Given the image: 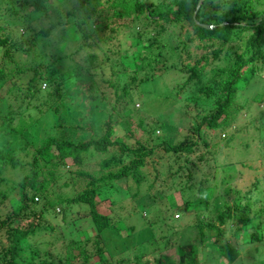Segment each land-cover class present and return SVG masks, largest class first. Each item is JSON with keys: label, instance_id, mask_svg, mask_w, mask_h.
<instances>
[{"label": "trees", "instance_id": "trees-1", "mask_svg": "<svg viewBox=\"0 0 264 264\" xmlns=\"http://www.w3.org/2000/svg\"><path fill=\"white\" fill-rule=\"evenodd\" d=\"M220 1L222 0L199 2L198 0H72L71 6L64 10L63 15L57 9L51 8L54 19H51L47 26L38 27L33 38L37 33L47 35L60 23V17H63L62 20L65 18V21L71 20L77 26L80 25L84 22L85 16H77V11L81 10L83 3L92 2L88 13L105 19L120 17L122 11L115 7H122L123 13L130 16V21L128 20V26L124 22L121 25L127 29L128 39L134 38V42L139 43L142 49L136 53V56H131L130 60L122 63V59L118 57L121 49L115 35L112 34V31L115 34L117 29L109 26L108 33L101 38L104 60L108 62L114 59L115 62H121L122 72L117 74L110 69V73L118 76L125 71L128 77L120 87L116 80L106 81L119 108L116 110L113 104L107 103L110 109L100 119L96 134L87 125L73 123L66 125L77 130V134H71L70 138L61 134L43 137L35 146L31 158L25 162L26 173L15 182L8 184L6 191L0 189V202L6 199L11 202L9 210L0 215V228L5 227L6 239L4 246H0V264H33L38 256V243L36 244L35 239H31L29 243H25V240L40 231L51 229L49 223L42 218L45 210L54 207L46 192L49 177H38L42 164L44 162L58 164L69 159L71 165H79L84 156L93 154L96 157L101 156L97 159L98 169L91 172L82 169L75 171L87 179L84 187L78 193L57 201L60 203L63 200L66 205L71 203L87 205V214L95 231L90 242L93 252L89 253L81 244L83 241L87 243L88 238L80 242H72V246L77 249V255L80 254L79 264L89 263L94 257L99 263L104 262L103 252L106 250L101 246L100 238L105 231L115 228L113 222L118 219L112 209L117 205L106 196L105 192L111 190L121 193L124 188L119 187L118 182L127 177L132 179L134 187L137 188L140 183L138 173L143 166H146V159L156 147L146 146L137 140L128 143L118 135L113 136V126L121 121V110L128 109L131 104L130 91L134 86L152 80L155 76L153 70L157 68L174 70L177 78L182 77V81L176 82L175 90L176 88L181 90L189 83L193 88L195 86L192 100L204 103L209 109L194 127L197 136L201 127L207 129L219 127L222 130L228 126L234 117L232 111L237 110V107L241 109V104H236L233 98L239 79L245 80L243 83H248L249 76L253 78L255 75L258 76V71L264 70V0H229V2L225 0L228 8L226 4L225 9H220L216 13H212L209 8L206 9V7H212V10L218 9ZM21 5L29 6L31 12L36 15H46L47 11L51 10L46 0H18L17 6ZM6 10L8 14L13 15L17 23L24 25L25 13H19L17 8L12 7ZM25 27L29 29L28 25ZM109 41H112L111 44L108 43ZM81 46L79 44L77 49ZM29 49L28 37L0 33V134L2 136L13 134L23 136L22 130L25 128H29L30 131L32 128L33 137L36 136L37 131L34 126L37 124V119L36 122L32 119L34 121L32 123L28 121V115L27 121L23 117L24 109L30 105L33 98L38 97V106H43L42 109L38 107L39 113L55 112L61 105L68 107L77 103H81L83 109L85 105L81 102L82 97L90 101L95 98L96 90L92 80L79 83L81 90L77 96L74 91L71 92L72 86L64 88L63 91L61 80L63 73H57L56 68H50L49 74H46L42 71L40 62L31 63V59H25ZM94 55L88 52L84 58L91 60ZM163 58L164 61L170 59V62L164 64ZM218 60L225 61V64L212 68L208 76H204L203 71L207 64ZM127 66L129 68H126ZM202 76L205 80L201 79ZM41 82L45 84L44 88L40 87ZM103 94L102 91L99 99L104 98ZM260 98H264V93H258V99ZM261 101L263 100H260L259 104ZM17 118H21L20 123L13 125ZM263 120L264 114L260 115V121ZM260 128L264 127L260 126ZM81 130H86L89 134L81 137L78 134ZM27 142L29 141L25 140L23 146H20V151H23ZM50 145L55 150L51 156L48 155ZM194 145L196 141H192L187 135L177 144L161 140L156 152L161 151L160 154L173 152L175 158H178L182 152H191ZM160 154L158 158L161 157ZM185 161L187 160L185 159L184 163ZM149 163L153 168L151 178L155 179L158 176L154 167L156 164L152 161ZM6 165L15 167L17 161L15 156L9 153L5 143L0 150V172ZM175 173L174 169L168 171L163 180H169L172 186L170 189L174 187L182 190L183 185L180 184V180L173 181ZM185 176L191 180L189 172H186ZM0 179H3L2 176ZM218 181L223 182L224 177L220 180L214 179L213 185ZM256 182L257 179L247 190L240 189V195H238L239 188L233 190L231 202L226 201V195L219 196L220 205L215 202L208 207L214 197L202 201L204 205L202 209L212 214L211 217H214L217 223L210 217L197 223V237L193 240H197L200 246L207 245L208 242L213 244L216 247L217 260L221 257L226 264L232 263L238 257L241 245L264 243V202L255 196ZM147 188L149 189V186ZM228 191L229 187H226L224 194H228ZM9 192L11 196L8 197ZM135 194L136 190L131 196L134 197ZM41 197L44 201L41 202V208H37V199L40 200ZM63 203L61 202L60 206ZM62 213L63 210L61 215ZM61 218L63 219L64 216ZM211 231L213 233H210ZM193 244L194 242L190 241L178 246L175 262H169L165 255L158 254L151 264H203L200 250ZM134 249L138 251L136 245L132 244L129 251ZM42 252L46 256L37 263L54 264L53 260L45 259L49 254L45 250ZM135 253L132 264H138L141 259V256L134 255ZM115 261L120 263V257Z\"/></svg>", "mask_w": 264, "mask_h": 264}, {"label": "rangeland", "instance_id": "rangeland-1", "mask_svg": "<svg viewBox=\"0 0 264 264\" xmlns=\"http://www.w3.org/2000/svg\"><path fill=\"white\" fill-rule=\"evenodd\" d=\"M71 2L72 0H46L49 9H57L61 15L71 6ZM17 3L18 0H0V33L28 37L30 49L25 59H31V63L40 62L41 69L46 74H49L50 68H56L57 73L62 72L63 91L64 88L72 86L71 92L74 91L77 96L81 90L79 83L86 80L94 82L96 91L95 98L91 101L82 97L81 102L85 105L83 109L82 104L77 103L68 107L61 105L55 112L39 113L38 107L42 109L43 106H38V97L33 98L30 105L24 109L23 117L27 121L28 115V121L32 123L37 119V124L34 126L37 131L36 136L33 137L32 128L31 131L29 128L23 129V136L0 134V150L6 143L9 153L15 156L17 161L15 167L6 165L0 172L3 178L0 179V189L5 191L8 189V184L15 182L26 173L25 162L31 158L35 146L43 137L61 134L70 138L71 134H77V130L70 126L73 123L87 125L92 132L97 133L100 119L110 109L107 103L113 104L116 110L119 108L106 81L116 80L120 87L128 80L125 71L123 76L121 74L115 76L110 73V69L117 74L121 73L122 63L130 60L131 56H136V53L142 49L139 43L134 42V38L128 39L127 29L121 25L124 22L128 26L130 19L128 14L123 13L122 7H115L122 11L120 17L105 19L88 13L92 2L83 3V7L76 14L85 16L84 22L80 25L77 26L68 18H66L68 21H65V18L62 20L63 17H60V23L47 35L37 33L33 38L38 27L47 26L48 22L54 19L52 9L48 10L46 15H36L31 12L29 6L18 7ZM226 4V1L222 0L218 9L212 10V7H206V9L209 8L212 13H216L220 9H225ZM10 7L17 8L19 13H25L24 25L17 23L13 15L8 14L6 9ZM26 25L29 29L25 27ZM109 26L117 29L116 33L112 31V34L115 35L121 49L118 57L122 59V63L115 62L114 59L108 62L104 60L101 38L108 33ZM111 42L108 43L111 44ZM79 44L82 46L77 49ZM108 46L111 47V45ZM88 52L95 54L91 60L84 58ZM162 62L168 64L170 59L164 61L163 58ZM224 64L225 61L221 60L208 63L203 75L208 76L212 68L221 67ZM66 71L67 74H65ZM153 72L155 76L152 80L138 84L139 86H134L130 91L131 104L128 109L121 110V121L113 126V136L118 135L128 143L137 140L146 146L156 147L151 156L146 159V166H143L138 173L140 183L137 188L134 187L132 179L127 177L118 182L119 187L124 188L121 193L111 190L105 192L106 196L117 205L116 208H112L113 213L118 217L113 222V227L116 229L105 231L100 238V244L106 250L103 252L104 262L99 263L94 257L85 264H132L135 260L134 252H136L134 255L141 256L138 264H151L158 254L165 255L169 262H175L178 256L177 247L190 241L194 242L196 249L199 248L203 264H226L221 257L217 260L216 247L213 244L208 242L207 245L200 246L197 240L193 239L197 237V223L209 217L217 223L214 217H211L212 214L202 209L203 200L214 197L210 200L208 207L215 202L220 205L219 196L226 195V201L231 202L233 190L239 188L238 195H240L241 190H247L249 185L257 179L254 193L264 202V128H260V126L264 127V120L260 121V115L264 114V98L258 99V93H264V70L258 71V76L255 75L253 78L249 76L248 83H243L245 80L239 79L233 98L236 104H241V109L237 107V110L232 111L234 117L228 126L222 130L219 127L215 129L201 127L198 136L194 127L209 109L204 103L192 100V94L195 95V86L193 85V88L189 83L181 90L180 88L175 90L176 82L183 79L177 78L174 70L157 68ZM201 79L205 80V77L202 76ZM40 87L44 88L45 84L41 82ZM102 91L104 98L101 100L99 97ZM260 100L263 101L259 104ZM20 119H15L13 125ZM67 124L70 125L66 127ZM78 134L83 137L89 133L81 130ZM187 135L192 141H196L191 152H182L178 158H175L173 152L162 154H160L161 151L156 152L161 140L177 144ZM25 140L29 142L25 144L23 151H20L19 148L23 146ZM49 149L48 155L51 156L55 150L52 145ZM159 154L161 157L158 158ZM98 157L101 156L96 157L94 154L84 156L79 165H71L69 159L58 164L47 162L42 164L38 177H49L46 192L54 207L42 213V218L49 223L51 229L40 231L25 240V243H29L35 239L36 244L38 243V256L33 264H38L37 261L46 256L43 250L49 254L45 259L53 260L54 264H79L81 257L80 254L77 255V249L72 246V242H80L86 238L89 239L88 242L83 241L81 244L89 253L93 252L90 242L95 231L87 214V205L79 203L66 205L63 200L60 203L57 200L78 193L84 187L87 179L75 171L97 170ZM185 159L187 161L184 163ZM150 161L156 164L154 167L158 176L155 179L151 178L153 168ZM173 169L176 170L173 181L180 180V184L183 185L182 190L174 187L170 189L172 186L169 180H163L168 171ZM186 172H189L191 180L185 176ZM170 173L172 176V172ZM222 177H224L223 182L218 181L213 185L214 179L220 180ZM226 187H229L228 194H224ZM202 189L206 190L202 191ZM135 190L136 194L132 197L131 193ZM10 194L9 192L8 197L11 196ZM37 201L36 207L41 208L44 198L41 197ZM61 202L62 206H60ZM10 203L7 199L0 202L1 216L9 210ZM61 210H63L62 215ZM61 216L64 218L62 219ZM4 229L5 227L0 228V246L6 243ZM132 244L136 245L138 251L135 249L129 251ZM68 254L69 256H66ZM119 257L120 263L115 261ZM127 261L129 262L126 263ZM146 261L148 263H145ZM229 264H264V243L241 245L238 257Z\"/></svg>", "mask_w": 264, "mask_h": 264}, {"label": "water", "instance_id": "water-1", "mask_svg": "<svg viewBox=\"0 0 264 264\" xmlns=\"http://www.w3.org/2000/svg\"><path fill=\"white\" fill-rule=\"evenodd\" d=\"M200 0H198V2H199ZM198 2H197V4H198ZM197 4H196V6H197ZM209 26V25H208Z\"/></svg>", "mask_w": 264, "mask_h": 264}]
</instances>
